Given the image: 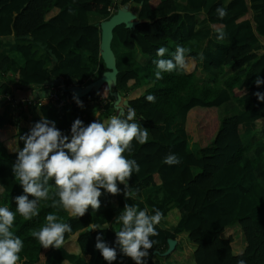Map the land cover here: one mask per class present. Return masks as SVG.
Masks as SVG:
<instances>
[{
	"label": "trees",
	"instance_id": "16d2710c",
	"mask_svg": "<svg viewBox=\"0 0 264 264\" xmlns=\"http://www.w3.org/2000/svg\"><path fill=\"white\" fill-rule=\"evenodd\" d=\"M132 1L139 5L141 22L134 28L116 26L111 46L116 48L118 68L115 89L128 101L125 113L134 108L136 122L149 132L147 143L133 140L132 152L123 153L140 166L128 180L137 195L126 199L123 192H104L98 211L89 208L83 217L73 218L59 204L50 179L49 198L37 204L39 215L25 220L15 211L14 198L22 188L12 172L16 153L23 147L20 137L30 129L20 120L29 123L37 113L70 136L76 118L86 125L96 120L101 100L113 111V98L104 85L99 96L89 93L81 98L83 106L47 103L22 112L15 107L8 117L6 111L0 112V206L15 213L10 230L23 241L17 264H107L95 249L96 237L102 234L115 247L120 226L113 229L111 224L125 204L147 208L149 214H154L153 208L162 213L158 234L150 237L155 243L146 264H168L171 252L183 249L177 243L169 251L168 241L182 233L194 245V264H264V102L254 95L264 92V85L257 88L254 83L257 76L264 78V52L255 51L257 36L244 0L230 2L222 19L216 13L220 1L202 14L200 9H180L177 0H0V38L15 39L11 53L0 52V94L8 93L10 85L22 90L50 88L60 81L66 87L82 86L98 78L105 71L99 24L112 15L109 8L115 11ZM258 7L264 16V4ZM207 24L221 25L226 41L204 54L207 65L201 67L199 53L188 49L189 71L183 67L157 79L154 61L161 59L157 49L167 47L162 58L171 59L177 46L186 49ZM200 70L209 77L195 78ZM149 94L155 102L145 99ZM4 105L0 101V107ZM257 121L263 124L253 127ZM170 153L180 158L179 164L163 162ZM50 213L57 222L72 226L59 249L41 247L32 235L46 226ZM106 223L107 229L88 230ZM72 240L76 254L65 249ZM117 252L112 264H134Z\"/></svg>",
	"mask_w": 264,
	"mask_h": 264
},
{
	"label": "clouds",
	"instance_id": "9594fccd",
	"mask_svg": "<svg viewBox=\"0 0 264 264\" xmlns=\"http://www.w3.org/2000/svg\"><path fill=\"white\" fill-rule=\"evenodd\" d=\"M219 18L227 15L226 7H218ZM223 37L221 32L220 37ZM167 47H159L156 55L161 57L154 61L155 77L162 79L163 73L176 71L186 63V52L182 46H177L171 59L162 57L168 52ZM257 88L264 85V78L257 76L254 81ZM257 101L264 102V92L254 93ZM76 99L79 106L82 102ZM148 102H155L154 95H147ZM149 132L146 127L136 122V111L129 107L125 113L119 111L107 122L96 119L87 125L76 118L70 126V136L56 127L55 121L41 116L34 122L29 131L20 137L23 147L16 153V161L12 172L19 181L22 194L16 196L15 211L25 220L39 215L37 204L40 200L49 198L46 187L50 179L54 180L59 204L73 218L83 217L89 208L95 212L101 207L100 197L107 192L117 195L123 192L126 199H134L137 195L128 184L133 173L140 171L135 159H129L123 153H131L132 142L143 145L148 142ZM169 166L180 163V158L170 153L163 158ZM119 185H124L121 189ZM29 197H33L30 199ZM55 207V202L53 203ZM138 205L125 204L122 212L116 216L115 222L119 230L115 231V247L98 234L95 249L99 251L107 264L117 260V249L124 256L130 257L134 264H146L149 249L155 241L150 237L156 236L158 225L162 219L159 209ZM47 224L39 231L32 233L41 247L61 248L64 244L65 233L72 231L69 223L57 222L54 214L45 217ZM15 220V213L8 207L0 206V264H17L23 241L10 230ZM106 223L93 225L88 230L107 229ZM239 264H244L240 261Z\"/></svg>",
	"mask_w": 264,
	"mask_h": 264
},
{
	"label": "crops",
	"instance_id": "0c3cea01",
	"mask_svg": "<svg viewBox=\"0 0 264 264\" xmlns=\"http://www.w3.org/2000/svg\"><path fill=\"white\" fill-rule=\"evenodd\" d=\"M220 1L221 7H227V5L234 1V0H177V4L180 7V9L185 10L186 8H189V10H198L200 9L202 14H206V12L209 10V8L216 2ZM246 7L248 8V15L250 26L252 28V31L255 36H257V41L255 43V51L258 53L264 52V16L260 14L259 7L256 9L257 6L264 4V0H244ZM129 9L137 16V13L139 11V5L135 4L133 1L128 4ZM197 36L196 39H193L188 42L186 49H192L193 51H196L199 53L201 60V67H205L208 63V59L205 58L204 54L208 51H216L217 48L222 47L226 44L225 41V29L221 25H211L207 24L204 27H200L197 30ZM221 32L223 33V37H220ZM15 48V39L13 37H4L0 38V52L2 54L10 52L12 49ZM138 51V50H137ZM11 53V52H10ZM139 53V51L137 52ZM191 65L190 58L186 57V63L183 66L186 71H189ZM195 78L202 79L203 77H209V74L206 72H203L202 70L196 72ZM10 91L8 93L12 94L15 99H21L31 96H38L41 94H45L49 88H43V87H33L31 89H16L13 86H9ZM123 97V96H122ZM124 98V97H123ZM126 99V98H124ZM0 101H2L0 99ZM101 106L100 109L96 111L94 114L96 119H99L101 121L104 120L107 116H113L117 115L118 112L113 108V111L107 110L103 107L104 100H101ZM13 105L11 103L5 104L4 106L0 107L1 114L6 111V116H10L13 114ZM39 114L35 113L32 117V120L28 123L23 120H20V125H23L25 123L26 128H30L32 124L40 119ZM261 121H257L252 126L253 127H260ZM247 134H244L243 137H246ZM264 137V133H263ZM119 226L114 220V222L111 224V228L116 229ZM185 235V234H184ZM186 236V235H185ZM187 239V238H186ZM181 240L179 238L176 239V244H181ZM69 244V245H68ZM67 244L65 249L68 253L76 254L78 252L75 242L72 240ZM184 252L186 253L187 248L190 250V254H192L194 250V245L187 239L186 245H182ZM240 251V250H238ZM192 259V257H191ZM168 263V260H167ZM62 264H68L66 261H64ZM190 264H194L193 259L191 260Z\"/></svg>",
	"mask_w": 264,
	"mask_h": 264
},
{
	"label": "water",
	"instance_id": "95a60500",
	"mask_svg": "<svg viewBox=\"0 0 264 264\" xmlns=\"http://www.w3.org/2000/svg\"><path fill=\"white\" fill-rule=\"evenodd\" d=\"M141 20L129 9L128 4L116 9L115 12L106 20H102L99 24L100 37V56L105 65L103 71L98 78L86 85H73L64 87V92L72 93L78 98H83L87 94L92 93L94 96H99L101 88L106 85L109 95L113 98V107L119 112L128 107L127 99L116 90L118 68L116 66V56L112 49L111 43L113 38V30L116 26L123 24L126 28H134ZM63 84L62 81H60ZM90 227H88L89 229ZM169 251L173 250L176 245V240H169Z\"/></svg>",
	"mask_w": 264,
	"mask_h": 264
},
{
	"label": "built area",
	"instance_id": "2783aa9c",
	"mask_svg": "<svg viewBox=\"0 0 264 264\" xmlns=\"http://www.w3.org/2000/svg\"><path fill=\"white\" fill-rule=\"evenodd\" d=\"M111 12H114L112 8H109ZM64 87L66 85L60 82L56 83V85L50 86L49 90L45 94H41L38 96H31L21 99H15L11 94H5L3 98H0L5 104L11 103L17 112H22L26 107H34L40 106L47 103H50L57 107H63L65 104H71V106H79L77 104L76 99H74V95L72 93L64 92ZM78 98V97H77ZM82 105L85 104L81 98H78ZM105 103V100H104Z\"/></svg>",
	"mask_w": 264,
	"mask_h": 264
},
{
	"label": "rangeland",
	"instance_id": "374dc122",
	"mask_svg": "<svg viewBox=\"0 0 264 264\" xmlns=\"http://www.w3.org/2000/svg\"><path fill=\"white\" fill-rule=\"evenodd\" d=\"M114 12H111V14H113ZM112 49L116 51V48H115L114 45L112 46ZM6 94H10V93H6ZM3 97H4V94H0V98H3ZM261 124H263V123H261ZM193 148L195 149V148H197V146L194 145ZM227 234H230V231H228ZM232 235L235 236V237H238L235 234H232ZM178 238H179V240L183 241V242H181V244L185 246L186 243H187V239H186L187 237L182 233V234H180L178 236ZM233 245L235 246V245H237V243L234 242ZM184 250L180 249L178 251L171 252V255H170L169 259H168V264H190L191 260H192L191 259L192 255L190 254V250L187 248L186 253L184 252ZM53 251H56V250H53Z\"/></svg>",
	"mask_w": 264,
	"mask_h": 264
}]
</instances>
